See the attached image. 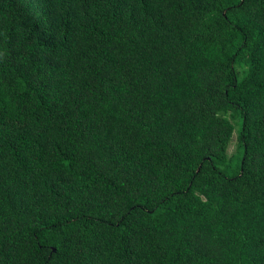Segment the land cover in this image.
<instances>
[{
  "label": "trees",
  "instance_id": "trees-1",
  "mask_svg": "<svg viewBox=\"0 0 264 264\" xmlns=\"http://www.w3.org/2000/svg\"><path fill=\"white\" fill-rule=\"evenodd\" d=\"M0 264H264V0H0Z\"/></svg>",
  "mask_w": 264,
  "mask_h": 264
},
{
  "label": "rangeland",
  "instance_id": "rangeland-1",
  "mask_svg": "<svg viewBox=\"0 0 264 264\" xmlns=\"http://www.w3.org/2000/svg\"><path fill=\"white\" fill-rule=\"evenodd\" d=\"M235 146H236V139H235V134L234 137L228 147V154L232 155L235 152Z\"/></svg>",
  "mask_w": 264,
  "mask_h": 264
}]
</instances>
